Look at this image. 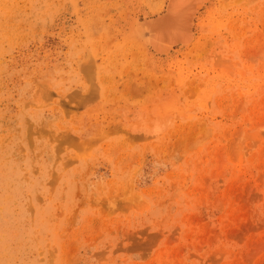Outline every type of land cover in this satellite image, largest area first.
<instances>
[{"label":"rangeland","instance_id":"374dc122","mask_svg":"<svg viewBox=\"0 0 264 264\" xmlns=\"http://www.w3.org/2000/svg\"><path fill=\"white\" fill-rule=\"evenodd\" d=\"M197 1L0 0V264H264V0Z\"/></svg>","mask_w":264,"mask_h":264},{"label":"bare ground","instance_id":"6f19581e","mask_svg":"<svg viewBox=\"0 0 264 264\" xmlns=\"http://www.w3.org/2000/svg\"><path fill=\"white\" fill-rule=\"evenodd\" d=\"M201 1L206 2L205 0ZM196 2L198 1L170 0V2L168 3V15H165L164 17H161L157 20L147 22L146 24H144L145 27L142 26V29H148V31L152 35V39L158 45L156 48H153L154 50L156 49L155 51L163 53L168 52L171 48L178 45L182 46L183 48L189 45L190 41L193 40L191 39L192 32L190 33V29L193 17L197 11V5L195 4H199ZM135 28L136 27L134 26V29ZM135 35H137V33ZM145 44L146 43H144V45Z\"/></svg>","mask_w":264,"mask_h":264}]
</instances>
